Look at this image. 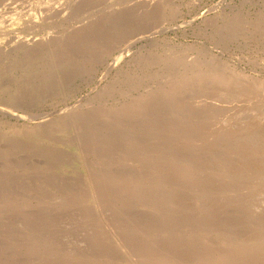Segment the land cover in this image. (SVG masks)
Returning <instances> with one entry per match:
<instances>
[{"label": "rangeland", "instance_id": "374dc122", "mask_svg": "<svg viewBox=\"0 0 264 264\" xmlns=\"http://www.w3.org/2000/svg\"><path fill=\"white\" fill-rule=\"evenodd\" d=\"M0 264H264V0H0Z\"/></svg>", "mask_w": 264, "mask_h": 264}, {"label": "bare ground", "instance_id": "6f19581e", "mask_svg": "<svg viewBox=\"0 0 264 264\" xmlns=\"http://www.w3.org/2000/svg\"><path fill=\"white\" fill-rule=\"evenodd\" d=\"M249 97V96H248ZM253 102V101H252Z\"/></svg>", "mask_w": 264, "mask_h": 264}]
</instances>
